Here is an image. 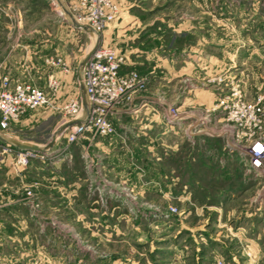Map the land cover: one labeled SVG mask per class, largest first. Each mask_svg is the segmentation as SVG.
Instances as JSON below:
<instances>
[{
	"label": "crops",
	"instance_id": "obj_1",
	"mask_svg": "<svg viewBox=\"0 0 264 264\" xmlns=\"http://www.w3.org/2000/svg\"><path fill=\"white\" fill-rule=\"evenodd\" d=\"M46 1L49 6L69 8L78 0ZM157 1L159 0H128L129 8L132 10L129 11V26L126 29L142 24L140 29L142 31L156 25L158 29L163 27L165 31L163 36L172 29L171 36L179 44L167 49L152 48L149 46L151 44H148L147 48L136 47L127 51L128 53L123 52L127 60L121 68V73L138 69L153 74L152 76L158 78L157 90L135 95L129 111L125 110L114 119L118 126L115 134L100 136L94 140L85 138L76 143L77 175L64 176V172L59 168V162H51L49 159H32L24 170L15 168L11 155H6L4 160L0 159V264H82L85 252L89 250V246L86 245L89 234L100 235V226L103 225L111 230L109 237L112 231H117L119 210L115 202L129 200V186L142 198L151 190L157 192L163 199L181 197V189L176 188L179 177L174 178L171 187L164 171L165 139L169 126L166 107L169 106V102L166 94L171 87L177 85L183 74L196 79L197 74L208 73L210 68L214 67V58L218 57L213 52V41L214 39L230 41L229 36L234 35L229 31L230 23L237 26L235 35L244 39L249 36L247 31L252 32L253 27L256 28L259 24L264 26V0H176L175 12L167 21L164 16L142 19L136 15L135 10L141 9L145 15L154 14L152 11L157 8ZM137 2L151 5L147 7ZM164 8L160 7L156 12L159 13ZM121 14L122 12L116 22ZM13 21L15 23L12 24L17 26L24 23L18 16ZM120 26L113 25L114 28ZM86 29L92 30L74 20L72 24L64 22L47 40L46 45H41V48H38L40 46L37 44L24 46L29 67L37 71L38 66H44L47 79L54 76L59 82V88L56 94L52 95L44 84L42 87L51 95L50 105L28 110L19 120L11 122L7 129H0V142L8 143L17 149H31L48 155L54 152L67 153L64 151L62 139L64 138L66 142L65 130L76 120L66 122L61 106L74 95H80L82 99L85 95L81 81L82 68L93 49L92 47L87 49ZM109 31L111 27L102 37L94 31L93 33L98 36L100 43L102 40L106 45ZM19 37V32L14 34V40H18ZM99 41L97 40L96 44ZM225 45L218 49L223 58L230 53ZM16 46L20 44L17 43ZM12 50V54L1 61L0 65L14 81L21 79V76L16 73L19 65L14 66L16 48ZM244 50H241V53ZM42 52L45 54L37 56V53ZM232 55L238 56L236 51L232 52ZM42 56L46 57L44 64L37 60V57ZM49 56L51 58H48ZM248 56L264 57V53L258 48L249 49ZM219 61L224 62L223 59ZM20 66L23 67L24 63ZM15 68L17 70H14ZM198 93L197 91L196 95ZM212 95V92H208L202 97ZM199 100L186 97L180 102L193 104ZM46 126L53 130L49 137L44 139V135H38L41 133L38 130ZM155 140L162 151L158 149L154 151ZM130 153L141 155L152 153L153 156H157L156 159L151 158L154 161L158 160L155 166L157 174L147 177L145 182L141 180L140 182L134 176V164H129ZM260 184L261 181L257 183ZM151 186L159 188L151 189ZM26 188L33 191L32 198L25 194ZM57 198H63L62 203L59 204ZM99 200L111 202V205L100 211L87 208V202ZM253 202L256 203L254 213L263 217L264 221V185L256 189ZM61 204H66L67 208H60ZM70 222L76 223V227ZM245 240L249 244H254L256 251L260 249L258 245L263 244L259 233L252 238L246 237ZM72 245L78 249L77 262L72 260L74 257Z\"/></svg>",
	"mask_w": 264,
	"mask_h": 264
},
{
	"label": "rangeland",
	"instance_id": "obj_2",
	"mask_svg": "<svg viewBox=\"0 0 264 264\" xmlns=\"http://www.w3.org/2000/svg\"><path fill=\"white\" fill-rule=\"evenodd\" d=\"M78 1L68 8L49 6L46 0H0V63L12 54V48H16L14 66L19 65V67L18 70L16 68L14 70H17L16 73L21 76L19 80L29 81L42 89L46 84L51 91L48 86L49 78L47 79L44 74L45 67L40 65L37 71L30 68L24 46L37 44L40 46L38 48H41V45H46L51 35L58 31L60 24L64 22L72 24V21H75L74 4ZM118 1L122 16L117 22L109 25L111 31L106 45L120 52H129L136 47L147 48L148 44H151L149 46L152 48L162 47V49L179 44L171 36L172 29L165 36H163L165 32L163 27L158 29L156 25L142 31H140L142 24L126 29L129 26V11L132 8H129L128 0ZM175 2L176 0H159L157 8L152 11L155 12L154 14L145 15L142 9L135 10V13L142 19L164 16L167 21L175 12ZM137 4L147 7L151 5L142 2ZM160 7L166 8L159 13L156 12ZM17 16L24 20L19 26L13 25L15 21L12 22ZM114 24L124 25L114 28ZM228 27L229 31L234 33L229 36L230 41L223 42L218 39L213 41V52L218 57L214 58V67L210 68L208 73L197 74L196 79L183 74L177 85L171 87L166 94L169 102V106H166L168 116L170 107H178L182 114L189 116H184L183 120L177 123L168 122L166 152L165 154L163 152L166 162L165 177L171 187L174 178L179 177L176 188L181 189V197L163 199L157 192L151 190L150 193H145V198H142L129 186V200L115 202L119 210L117 231H112L109 237L111 230L103 225L100 226V235L89 234L86 239L89 250L85 252L82 264H179L180 261L181 264H214L219 258H225L228 264H264V221L263 217L254 213L256 203L253 202L255 191L263 186L264 178L257 181L254 175L246 173L241 153L227 146L226 137L211 136L203 132L190 135V131H185L191 122L194 123V127L191 128L193 132L203 127L197 122L206 115L210 118L209 123L216 124V128H219L221 126L219 122L225 117L218 103L226 92L234 91L232 86L236 83L240 84L237 89L247 99H253L257 94L264 92V57L248 56L249 49L258 48L264 53V26L259 24L256 28L253 27L252 32L247 31L249 36L245 39L235 35L236 25L230 23ZM17 32L20 33V37L14 40V34ZM85 34L87 49L94 48L97 40L99 41L98 36L87 29ZM17 43L20 46L15 47ZM221 43H224L223 45L226 43L225 47L230 52L225 58L222 57L221 52H218V49L223 47ZM243 49L245 50L241 53ZM234 51L238 54L237 57L232 55ZM41 54L45 52L37 53V56ZM45 58V56L37 57V60L40 64H44ZM218 59H223L224 62ZM18 62L20 64H17ZM23 63L24 66L21 67ZM0 70L4 71L5 68L0 65ZM134 70L145 78L147 84L144 89L135 92L132 99L125 98L119 105L114 119L125 110L129 111L136 94L157 90V77L146 71ZM197 91L198 95H196ZM208 92H212L213 95L202 97ZM201 93L203 95L199 96ZM186 97L201 100L193 104L186 101L181 104L180 101ZM117 128L116 125V131ZM52 130L53 128L49 129L46 126L38 130L41 131L38 135H44V139H47ZM62 140L64 151L67 153L54 152L48 155V158L51 162H59V168L64 172V176L74 177L78 168L76 143L68 145L64 138ZM154 144H156L154 151L163 150L158 148L157 140ZM144 155L129 154V164H134L135 167L134 176L143 182L147 177L157 174L155 166L158 161L151 159L157 158L152 153ZM260 181L261 184L257 185ZM155 187L159 188V186ZM62 200L63 198H57L59 204ZM87 203V208L99 211L111 205L108 201ZM65 205L59 206L65 209L67 208ZM171 207H176V210L173 211ZM126 211H129V214L126 215ZM100 219L104 218L100 217ZM71 224L76 227V223ZM258 233L263 244H259L260 249L256 251L254 244H249L245 238H252ZM71 251L74 254L72 260L77 262L79 254L77 247L72 245Z\"/></svg>",
	"mask_w": 264,
	"mask_h": 264
},
{
	"label": "built area",
	"instance_id": "obj_3",
	"mask_svg": "<svg viewBox=\"0 0 264 264\" xmlns=\"http://www.w3.org/2000/svg\"><path fill=\"white\" fill-rule=\"evenodd\" d=\"M120 9L118 0H79L74 4V17L79 25L89 27L102 36L109 25L119 17ZM126 60L125 53L100 43L84 63L81 81L87 104H84L80 95H74L61 106L66 122L76 120L65 130L68 145L85 138L94 140L116 133L114 117L119 105L125 98L132 99L134 93L144 89L147 84L145 78L135 70L121 73ZM48 80L50 92L56 94L59 82L54 76H50ZM239 86L240 84L236 83L232 86L233 92H226L220 98L218 105L225 118L219 122V128H216V124L209 123L210 118L206 115L197 122L203 127L191 133V127L194 126L191 122L185 131H190V135L203 132L211 136L226 137L227 146L241 153L246 173L260 180L264 178V92L257 94L253 99H247L237 89ZM50 103V94L41 87L29 81H12L8 73L0 70L1 130L7 129L11 122L19 120L26 111L37 110ZM169 109L168 122L177 123L182 121L184 116L189 117L182 114L178 107ZM6 155L12 156L18 169L27 168L32 159H49L47 153L17 149L8 143L0 142V159L4 160ZM25 194L33 197L30 188L25 189ZM171 209L175 211L176 207ZM214 264L228 263L224 258H219Z\"/></svg>",
	"mask_w": 264,
	"mask_h": 264
},
{
	"label": "water",
	"instance_id": "obj_4",
	"mask_svg": "<svg viewBox=\"0 0 264 264\" xmlns=\"http://www.w3.org/2000/svg\"><path fill=\"white\" fill-rule=\"evenodd\" d=\"M98 47V44L93 48V50L89 53V55L87 56V58H86V61L91 57V55H92V53H93V51L96 49ZM85 61V62H86ZM84 88V87H83ZM83 102H84V104L86 105L87 104V101H86V96L84 95V98H83ZM73 124V123H72Z\"/></svg>",
	"mask_w": 264,
	"mask_h": 264
},
{
	"label": "bare ground",
	"instance_id": "obj_5",
	"mask_svg": "<svg viewBox=\"0 0 264 264\" xmlns=\"http://www.w3.org/2000/svg\"><path fill=\"white\" fill-rule=\"evenodd\" d=\"M194 127V126H193ZM192 128V127H191ZM193 132V131H192Z\"/></svg>",
	"mask_w": 264,
	"mask_h": 264
}]
</instances>
